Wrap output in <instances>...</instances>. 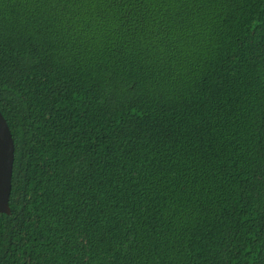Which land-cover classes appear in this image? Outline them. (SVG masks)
Returning a JSON list of instances; mask_svg holds the SVG:
<instances>
[{"label": "trees", "instance_id": "trees-1", "mask_svg": "<svg viewBox=\"0 0 264 264\" xmlns=\"http://www.w3.org/2000/svg\"><path fill=\"white\" fill-rule=\"evenodd\" d=\"M0 111V264H264V0H0Z\"/></svg>", "mask_w": 264, "mask_h": 264}, {"label": "water", "instance_id": "water-1", "mask_svg": "<svg viewBox=\"0 0 264 264\" xmlns=\"http://www.w3.org/2000/svg\"><path fill=\"white\" fill-rule=\"evenodd\" d=\"M14 161V140L0 111V212L9 213V197Z\"/></svg>", "mask_w": 264, "mask_h": 264}]
</instances>
